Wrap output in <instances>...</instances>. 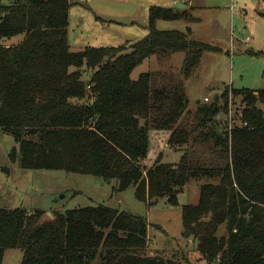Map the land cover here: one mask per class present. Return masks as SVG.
<instances>
[{
	"label": "trees",
	"instance_id": "trees-1",
	"mask_svg": "<svg viewBox=\"0 0 264 264\" xmlns=\"http://www.w3.org/2000/svg\"><path fill=\"white\" fill-rule=\"evenodd\" d=\"M73 0H25L0 5V131L14 137L11 153L22 169L61 170L134 187L151 205L178 195L191 180H218L200 189L197 205L183 206V236L208 264H264V90H237L246 103L240 128L221 116L228 99L198 106L196 127L181 124L190 100L183 86L152 89L134 69L155 55L184 52L183 78L213 48L189 32L160 31L158 21H196L191 10L149 9L148 36L120 47L73 52L68 41ZM87 76L85 80L84 77ZM183 80V79H182ZM170 132V145L211 144L208 161L184 150L178 164L147 168L152 132ZM196 137H193L195 136ZM193 149V148H192ZM0 208V264L6 250L22 264H181L163 252L148 255V222L105 205L56 213ZM222 226L227 235L218 237ZM190 260V259H189Z\"/></svg>",
	"mask_w": 264,
	"mask_h": 264
},
{
	"label": "rangeland",
	"instance_id": "rangeland-1",
	"mask_svg": "<svg viewBox=\"0 0 264 264\" xmlns=\"http://www.w3.org/2000/svg\"><path fill=\"white\" fill-rule=\"evenodd\" d=\"M15 1L18 0H0V5ZM151 7L191 10L196 21L161 20L156 28L187 33L190 30V40L203 42L213 49L202 55L189 78L184 79L181 72L184 52L146 59L134 69L132 78L136 80L148 72L153 90L165 87L168 82L182 85L190 104L181 124L192 123L191 127H196L193 121L198 106L228 99L229 113L221 116V120L227 122L229 131L244 126L247 106L237 90H264V0H73L68 27L71 51L79 52L87 47L116 48L145 39L149 34ZM24 38L25 35H20L0 40V45L17 46ZM261 108L264 111V106ZM170 136V132H152L149 156L143 166L150 168L157 161L178 164L183 149L194 150L195 156L206 161L213 154L211 144L204 139L193 143V149L190 144L176 151L169 143ZM14 149H19L14 137L0 131V208L43 212L41 222H45L56 213L105 205L148 222L149 256L163 252L181 264H208L201 259L193 242L183 236L182 207L197 205L202 185L217 184L218 180H191L178 195V206L170 205L166 197L150 205L138 200L134 187L117 192L115 182L107 183L94 176L22 169L10 156ZM226 235V226H222L218 237ZM23 255L19 249H8L3 264H22Z\"/></svg>",
	"mask_w": 264,
	"mask_h": 264
},
{
	"label": "built area",
	"instance_id": "built-area-1",
	"mask_svg": "<svg viewBox=\"0 0 264 264\" xmlns=\"http://www.w3.org/2000/svg\"><path fill=\"white\" fill-rule=\"evenodd\" d=\"M205 102H208V99H207V98L205 99ZM229 116H230V115H229ZM244 125H246V124H244ZM232 129H233V128H232Z\"/></svg>",
	"mask_w": 264,
	"mask_h": 264
},
{
	"label": "crops",
	"instance_id": "crops-1",
	"mask_svg": "<svg viewBox=\"0 0 264 264\" xmlns=\"http://www.w3.org/2000/svg\"><path fill=\"white\" fill-rule=\"evenodd\" d=\"M173 151H175V150H173ZM189 241H190V242H192V240H191V239H190Z\"/></svg>",
	"mask_w": 264,
	"mask_h": 264
}]
</instances>
